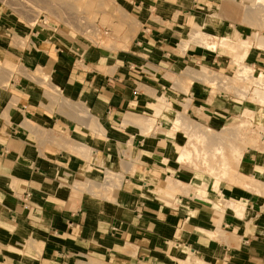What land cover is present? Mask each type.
Returning <instances> with one entry per match:
<instances>
[{
	"label": "crops",
	"instance_id": "0c3cea01",
	"mask_svg": "<svg viewBox=\"0 0 264 264\" xmlns=\"http://www.w3.org/2000/svg\"><path fill=\"white\" fill-rule=\"evenodd\" d=\"M120 1L133 20V31L126 49L117 53L70 46L44 28L27 34V60L34 69H41L48 86L96 117L105 130L103 137L91 133L88 120H81L74 107L61 109L60 99L49 98L26 78L11 80L5 97L0 90V264H64L72 252L105 258L113 264H150L170 257L179 246L207 252L228 264L264 263V241L233 213H225L220 224L231 237L226 243L214 242L196 232L214 225L211 205L177 196V204L170 207L151 194L146 184L149 172L184 182L195 179L172 161L167 141H143L138 138V128L122 127L129 114L150 117L147 104L154 96L165 93L171 100L182 98L171 76L182 80L188 64H207V68L222 72L230 66L203 48L192 46L181 52L188 32L212 8L210 0ZM230 27L229 21H223L219 33L225 34ZM245 63L264 71V54L252 49ZM204 96L197 86L189 90L187 98L193 106L187 115L192 120L218 129L236 118L239 106L232 97L221 96L220 101L208 105ZM13 98L18 103L10 107ZM201 107L208 120L196 117L194 112ZM28 123L36 127L29 129ZM82 138L107 163L116 162L128 141L139 160L147 162L134 176L122 179L123 201L117 208L104 209L91 201L89 193H74L71 183L86 177L87 162L60 148L59 143L77 144ZM159 156L171 163L161 167L157 161H148ZM242 165L254 179L261 175L262 167L254 157L244 155ZM220 196L243 202L250 213L261 199L228 183L219 187V193L208 194L213 200Z\"/></svg>",
	"mask_w": 264,
	"mask_h": 264
},
{
	"label": "rangeland",
	"instance_id": "374dc122",
	"mask_svg": "<svg viewBox=\"0 0 264 264\" xmlns=\"http://www.w3.org/2000/svg\"><path fill=\"white\" fill-rule=\"evenodd\" d=\"M29 1H31V3ZM46 1H48V2L43 3L44 2L43 0H33V1L32 0H0V31H2V32H0V90L2 92V96L5 97L6 93H7L5 90L9 89V87H10L9 84H10L11 80L16 81V82L17 81L20 82V80L22 78H26V79L30 80L32 83L36 84L37 87H40L45 92V95L49 96V98H54L55 100L60 99L61 100L60 105L62 104L61 106H64V108L60 107L61 109L66 111L69 108L74 107L76 109V111L78 112V117L80 115L79 118H81L82 115L79 114V113H81L79 110V108L81 106L79 107L76 104L71 103L68 99H65L64 97H62L61 94L58 93L56 90H55L56 92L54 91V89L49 90L48 88H51V87L48 86L49 84L47 83L45 78L42 76L41 69H39V68L34 69L32 62L27 60L26 56H29V49H28L29 43H26L27 39H28L27 34H30V30L34 29V31H35V29H43L44 28L43 30L48 31L49 35H54V37H56L57 40H59V41L61 40L60 42L66 43L70 46L71 45H76V46L79 45V46H83L84 48L89 46L93 49H99L101 51L103 50V51L107 52L108 54H114L120 50H125L126 49L125 46L129 44L131 37H132L133 20L131 19V17L129 15H127L124 7L122 6L123 3L120 0H46ZM242 1H244V0H236L235 3L234 2L232 3V2L227 1V0H210L208 4L212 8L207 9V11L205 12L206 17L203 20H201L200 23L194 25V27L191 29V31L188 32V37L182 41V44L187 42L190 39V37L193 35L195 30L200 29V28L203 29L205 33L210 34V35L216 34L217 33L216 31H218V33H219L218 29L220 28L222 22L225 20L230 22V25H231L230 30L227 31L225 34L223 33V31H220V33L217 36L218 39H220L221 37H227L232 32H236L238 34L239 39H246L248 37H251V35L253 33L261 34L264 37V30H263L264 26L260 27V30H257V27L255 25L251 26V25H248L249 23H242V22L237 21V20L231 21V20L225 18V17H227V15L225 13L231 14L232 12L237 10L238 9L237 5L240 4L239 2H242ZM42 3H43V5H42ZM48 3H50V4H48ZM47 6H49V7H47ZM43 7H45V8H43ZM32 11L33 12L35 11V12L33 13ZM38 11H39V13H38ZM5 23H6V27H5ZM33 23L34 24L36 23V24L32 25ZM44 23H46V24L44 25ZM222 33H223V35H222ZM214 42L217 43V41H214ZM205 43H207V44L211 43L212 44L213 42H212V40H208V41H205ZM191 45H194V44H189L186 51L189 49V47H192ZM195 47H197V46H195ZM186 51H184L182 49V46H181V52L184 53ZM205 51H207V50H205ZM211 53H215L214 55H218L225 62L229 63L230 66L226 69L225 72L224 71L222 72V71H216V70L211 69V68L210 69L207 68V66H206L207 64H205V65L188 64L186 67V70L183 71V74H184L183 77L184 78L182 80L181 79H175V77L171 76V79H173V82L178 85V88H179L178 90H180L181 93H185L184 95H186L189 93V90L191 89V87L197 86L200 90H202L205 93L204 99L208 105H213V104H215L214 103L215 101L218 102L221 100V96L219 95L220 91L214 92V90H213L215 87H218L217 80L215 79L216 86H211V88H208V85H204V83L202 84V82L201 83L197 82V81L194 82V80L192 81V80L188 79L186 74H187V71L190 69L194 70V71H198L200 69H205L208 72H211L213 75H215V78H216V76H217V78L218 77H232V73L234 71L236 74L240 73L242 70V67L244 65L252 68L254 71L264 73V71H262V70L255 69V68L247 65L245 63V61L244 62L242 61V63H240L239 61L237 62L235 59V55L231 51H227L226 49H223L221 47H218L216 50H214V52H209V55L212 57L213 54H211ZM262 54H264V52ZM5 60H11L13 62V67H12L13 69L12 68L7 69V67H4L3 63L5 62ZM2 68H5L4 71L7 70L6 74ZM8 70H10V71H8ZM238 70H240V71H238ZM254 74H256V72ZM39 78L43 79L44 82L38 81L37 79H39ZM180 78H182V77H180ZM196 78H198V77H196ZM213 78H214V76H213ZM35 81L37 83H35ZM42 83H43V85H42ZM52 90L54 91L55 94H53ZM255 90H256V86H252V88H251L249 94L247 95L246 99H243V100L237 98L231 91H228L227 93H225L228 95V97L229 96L232 97V100L235 101L237 106H239V108H237L238 113L235 115L236 118L233 121L219 127L218 129H213V128H209V127L205 126L212 133L218 134L222 130H225L228 128H234L237 125H240V123H245V125H246V122L244 120H247V122L249 124L246 125L245 128L241 129V132H243L242 133L243 135L242 134L239 135L241 137V139L239 138V136H236V137L230 138L228 140L229 141L235 140L234 142L235 143L237 142V144L240 145L241 141L243 143L244 140L248 141L250 139L249 140L250 142L248 141L246 143V146H249V148L256 147L254 149H251L250 151H248L244 155H245V157H248V158L254 157V159H256L257 163H259V166L262 167V168H260L261 170L259 169L261 172V175H258L255 179V183L257 185H254V184H253V186L250 185L249 181L251 180V182L253 183V180L250 178L249 168L247 166L242 165L243 159L241 160V163L236 168V172L244 176L242 179H240V182H245V183L249 184L251 189H249L248 193H254V194H256L257 191H263L264 192V158L262 159V155H259L260 151L264 152V118H263L264 116H262L260 118V116L256 115L257 116L256 119H253V117L251 116V114L256 113L257 110L260 112H261V110L264 111V107H262V105L260 103H259L260 104V106H259L258 101H256L254 99V97L251 95L252 92H254ZM258 90L260 91V89H258ZM159 96H165L168 100H170V103H171L173 109L174 110L178 109L177 111H181L179 104L185 103L187 100V98H185L184 96L182 98H176L175 100H171L170 95H167L165 93H161L158 96H154V97L156 98ZM16 99L17 98H13L10 101V104H9L10 107H12L14 104L18 103V100H16ZM192 106H193L192 102L190 101V105L187 107V109L186 108H185V110H184V108L182 109V111H181L182 115H184L185 117L186 116L188 117L187 111L190 108H192ZM147 107L149 109L148 113H149L150 117H148V116L142 117V116H137L134 114H129V115L135 116V118H137V120L139 119L140 124H142L143 119H150V120L154 119L155 122L160 123V120H159L160 115L159 114L162 112L161 111L162 107L158 106L156 104L155 100L151 103H148ZM151 108H153V109H151ZM154 110H156V112H154ZM157 112H160L158 114L159 117L156 114ZM154 113L157 117H155V115L153 117ZM194 113H195L196 117L201 118L203 120H208V117L205 116V108L204 107H201L200 109L197 110V112H194ZM261 114H262V112H261ZM242 115H244V116L250 115V118L252 120L246 119L245 117L242 118L241 117ZM188 118H189V120H191V122H193V124H191L188 127L189 129L187 132L189 134L187 133L185 135L184 132H181V131L178 133H175V134L174 133H168L169 124L166 121L161 120V124H163L161 127L165 131L163 133L164 135H161V136L157 135L154 138L153 137L149 138V139L160 138V139H163L164 141L169 142L168 148L170 147L169 151L173 156L172 161H174L175 163L177 162L178 157L175 153L176 150L173 149V147H171L172 141H174L179 146L187 148L188 150L191 151L192 149L195 148L194 145L196 144V143L195 144L192 143L195 140L194 137L199 134V133L192 134L193 130L191 127L195 124H198L199 126L202 125V124L200 125L199 122L192 120V118H190V117H188ZM262 119H263V121H262ZM81 120H84V117H82ZM28 124H29V127H28L29 129H31V128L34 129L36 127V125L34 123H28ZM261 125L263 126V128ZM100 127H102V126L100 125ZM122 132H123V130H122ZM139 135L140 134H138V138L140 137ZM97 136L99 137V135H97ZM185 138H186V140H185ZM238 138L240 141L238 140ZM140 139L143 141L149 140V139H144V138H140ZM83 141H85L84 138H82L81 143H77V144H71L69 142L59 143L60 148H64L71 153L77 154L79 157L82 156L81 158L87 162V168H86V172H85L86 177L80 178V179L77 178L75 180V182L73 181L71 183V184H73V185H71V187L75 191L74 193H77V192L89 193L91 201L95 202V203H100L104 209H106V208H112V209L117 208V205H121V203H119V202L123 201V198H122L121 192H120V185H121L122 179L124 178V176L128 172L127 171L128 166L133 164V166H132L133 171H131V173H129V174H132L137 168L143 167L142 165H145V163L147 164V162L139 160V155L132 148V146L130 148V151L133 154L138 155L137 160L131 161V156L129 154L123 155L124 151L127 154V149L125 148L126 147V145H125L123 147L122 151L120 152V155L118 156L116 162H114V163H106L105 159L100 155L102 160H103V161L101 160L103 162V164L101 163V165H100L101 161H99V164H97L96 162L94 163V160H93L94 156L92 154H90L89 151L87 152L86 149L84 150L83 153H80V154H78V152L76 153L75 151H72L73 148H77V147L81 148L82 145L89 147L87 145V142H83ZM218 141L219 140L215 141L216 146H218ZM223 141H221V142H223ZM256 142H257V144H256ZM129 143L131 144V142H129ZM226 143H228V142H226ZM210 144H212V143H210ZM254 145H256V146H254ZM210 146H212V145H210ZM216 146L213 145V147H216ZM89 149H91V148H89ZM91 150L94 151V154L97 153L99 155V152H96L94 149H91ZM198 152H199L198 158L196 160L194 158L193 161H191L192 163L188 162L185 165L179 164L181 167L186 169V171L192 176L191 178L195 179V180H192V181L187 180L186 182H184V181H179V180H177L171 176H167V177H171L172 178V179L170 178L171 180H176L183 185L184 184L189 185L190 188L185 189L184 190L185 192H183V190H180V189H174V191H170L169 197H168V199H166L167 202L166 201L162 202L159 199L158 200L167 206L175 207L174 204L175 203L177 204V202H178L177 196H182V197H189L191 199L203 202L206 205H211L215 210L214 225L210 228L203 227L200 229L208 230L211 232H215V230L220 231V232L217 231L216 234H214V235H210L209 238H207V237H205V238L211 239L214 242L217 241L220 243H226L227 239L230 238L231 235L229 236L227 234V232H225L223 230H222V232L224 234L222 235L221 229H220L222 217L225 213H227L226 211H224L226 206L224 205V203H222L223 201L219 202L220 198H219V200H217V199L213 200L210 197H208V194L210 193V191H212L214 193H218L219 189H217V190L215 189L216 192L213 191L214 186L212 185V182L214 183V180L208 176V171H207L205 165L199 164L196 167L195 163H199L200 159L203 157L202 156L203 150L200 147H198ZM83 155H86V156H83ZM90 155H91V158H89ZM122 156H123V159L127 165L123 164L120 161ZM260 158H261V160H260ZM162 159L165 161L162 162ZM153 160L157 161L159 163L158 165L161 167L169 165V163H171L169 161L166 162V158L160 157V156H159V158L153 157L152 159H150V158L148 159V161L150 163H152ZM107 167H109V168H107ZM217 173H216V177L220 176L219 172H217ZM164 176H166V175H164ZM107 177L108 178L111 177V180L107 179ZM96 179H99L101 184L98 185L97 182H95ZM227 179H225V181L222 180V182H220L219 185L221 186L223 184H227L229 182V178H227ZM104 181L107 182L108 185H105V183H103V185H102V182H104ZM202 182H206L207 185H204V187H205L204 189H198L201 186H202L201 188H203V185L201 184ZM196 183L200 184L199 187H198V185L196 186ZM195 190H202L203 193L205 194V196L204 197H202L203 195H201V197L198 196L200 193H197ZM157 192H158V189L150 188L151 194L155 195ZM195 193H196V195H195ZM155 197H156V195H155ZM259 197L261 198L259 204L253 207V210L249 215L240 219L234 213L233 214L240 221H245L244 223H245L247 228H250L251 233L256 232V236L258 237V239L264 241V233H263L264 231L262 229L263 227H258L259 219L264 218V214H258L259 212H262V211L264 212V196L259 195ZM229 202L235 203V202H231V201H229ZM179 203L181 204V202H179ZM125 204H126L125 208L129 209V204L128 203H125ZM236 204L241 205L245 209H247L243 202L242 203L236 202ZM182 205L185 207H188V205H185L183 203H182ZM227 211H228V209H227ZM187 212L189 214H191V210H189V211L187 210ZM229 213H231V212L229 211ZM238 224H240V223H238ZM261 231H263V232H261ZM208 236H209V234H208ZM218 236L219 237L221 236V237L219 238ZM184 249H185V247H182V246L176 247L175 251L172 253V255L170 257L166 258L165 260L155 259L150 264H196L197 262H198L197 264H228V263H224L222 261H217V259H219L218 257L213 259L211 257V255L207 254V252L197 253L196 256L198 258V261H196L195 259H191L189 253H184ZM190 252H191V250H190ZM192 252H194V251H192ZM181 256H183V257H181ZM187 258H189L190 260L188 261ZM64 264H113V263L108 262L105 258L100 259V258L93 257L90 255L86 256L83 252H80V253L72 252L71 256L68 259H66ZM239 264H242V263L239 262ZM262 264H264V263H262Z\"/></svg>",
	"mask_w": 264,
	"mask_h": 264
},
{
	"label": "bare ground",
	"instance_id": "6f19581e",
	"mask_svg": "<svg viewBox=\"0 0 264 264\" xmlns=\"http://www.w3.org/2000/svg\"><path fill=\"white\" fill-rule=\"evenodd\" d=\"M43 1H44L43 3L48 2L46 0H43ZM227 1H230L232 3L236 2V0H227ZM29 2L31 3V1H29ZM43 3H42V5H43ZM239 3L240 4L237 5V7H238L237 10H235L231 14L230 13H228V14L225 13L227 15V17H225V18H227V19H229L231 21L237 20V21H240L242 23H249L248 25H251V26L255 25L257 27V30H260V27L264 26V0H244V1L239 2ZM48 4H50V3H48ZM47 7H49V6H47ZM43 8H45V7H43ZM39 11H38V13H39ZM32 25H35V24L33 23ZM0 32H2V31H0ZM216 32H217L216 34L210 35V34L205 33L204 30L201 29V28L197 29V30H195L193 35L190 37V39L187 42H185L184 44H182V49L184 51H186V49L188 48L189 44H194L195 46H197L199 48L201 47V48L207 50V52L208 51L209 52H214V50H216L218 47H221L223 49H226L227 51H231L235 55L236 61L237 62L239 61L240 63H242V61L243 62L246 61L247 56L249 54V52H248L249 50L254 49L255 51H258L260 53L264 52V37L261 34L253 33L251 35V37H248L246 39H239L238 34L236 32H232L227 37H221L220 39H218L217 36H218L219 33H218V31H216ZM208 40H212L213 43L212 44L211 43L210 44L205 43V41H208ZM214 41H217V43H215ZM194 45H191V46L195 47ZM3 64H4V67H7V69L8 68L11 69L13 67V62L11 60H5V62ZM2 69H3V71L5 70V68H2ZM6 71H4L5 74H6ZM8 71H10V70H8ZM238 71H240V70H238ZM255 72H256V74H254ZM186 76L188 77L189 80H192V81L194 80V82L197 81V82H200V83L202 82V84L204 83V85H208V88H211V86H216V84H215V79H216L218 87H215L213 89L214 92L215 91L216 92L220 91L219 95L222 96L221 92L222 93H227L228 91H231L237 98H239L241 100L246 99V97L249 94L252 86H256V90L254 92H252L251 95L254 97V99L256 101H258V104L260 103L262 105V107H264V73L263 72L254 71L252 68H250V67H248L246 65H244L242 67V70H241L240 73L236 74L235 71H234L232 73V77H218L217 78V76H216V78H215V75H213L211 72H208L205 69H200L198 71H194V70L190 69V70L187 71ZM213 76H214V78H213ZM196 77H198V78H196ZM35 83H37V82L35 81ZM42 85H43V83H42ZM48 89L51 90L52 87L48 88ZM258 89H260V91ZM54 91L52 90L53 94H55ZM184 94L185 93H183V95ZM187 95L188 94L184 95V97L187 98ZM190 101L191 100L189 98H187L185 103H180L179 104V106L181 108V111H182L183 108H184V110H185V108L187 109V107L190 105ZM155 102H156V104L158 106L162 107V110H161L162 114L160 112L156 113L157 116L160 113L159 114L160 115V119H159L160 123L155 122L154 119L153 120L143 119L142 124H140V120L139 119L137 120V118H135V116H133V115H129L128 116L127 115V117H125V119L123 121V124H122L123 129H127V128H130V127H135V128L137 127L139 129V133L138 134H140L139 136L141 138H144V139H149L151 137L154 138L157 135H159V136L164 135L163 133L165 131L161 127V120L162 121L164 120V121H166L169 124L168 133H174L175 134V133H178V132L181 131V132H184V134L186 135L188 133L187 132L188 129H189L188 127L191 124H193V122H191V120H189V118H188L189 116L185 117L184 115H182L181 111H177L178 109L174 110L172 105H171V103H170V100H168L165 96L156 97L155 98ZM260 104H259V106H260ZM151 109H153V108H151ZM80 112L81 113H79V114L82 115L81 118L84 117L85 119L88 120V124L87 125H88V128H89V130L91 131V133L93 135L95 134V135H99V136L103 137L106 134L105 130L102 127H100V124L98 123V121H97L95 116L88 115L86 113L85 109H83V107L80 108ZM154 112H156V110H154ZM259 112L260 111L257 110L256 113L251 114L253 119H256L257 116H260V118L262 116H264V111L263 110H261L262 114H261V112L260 113ZM154 115H155V113L153 114V117H154ZM157 116L155 115V117H157ZM79 117H80V115H79ZM241 117L242 118L245 117L246 119L252 120L250 118V115H247V116L242 115ZM244 121L246 122V125L249 124L247 122V120H244ZM262 121H263V119H262ZM246 125H245V123H240V125H237L234 128H228V129L222 130L218 134L212 133L208 128H206L203 125H201L202 127L199 126L198 124L193 125L191 127L192 130H193L192 134L199 133L198 135H196L194 137L195 140L192 142L194 144L195 143L197 144V145L196 144L194 145V147H195L194 149H192L190 151L187 148L179 146L174 141H172V147H173V149L176 150L175 153H176V155L178 157L177 158V163L180 164V165H185L186 163L193 161L194 158L196 160L198 158V154H199L198 147H200L203 150V152H202V156L203 157L200 159L199 163H195V165H196V167L199 164L206 166V169L208 171V176L214 180V183L212 182V185L214 186V190L213 191H215V189L217 190V189H219V187H221L219 185V183L222 182V180L225 181V179L229 178V182H228L229 185L234 186L237 189L239 188V189H242L243 191L249 192V189H251L249 184H247L245 182H240V179H242L244 176L239 174V173H237L236 172V168L241 163V160L243 159L244 154L247 153L248 151H250L251 149L256 148V147L249 148V146H246V143L250 139L248 141L244 140V142L246 141L245 143L244 142L242 143V141H241L240 145L237 144V142L235 143L234 142L235 140L234 141H229L228 140L230 138H233V137L241 135L243 133V132H241V129L245 128ZM262 128H263V126H262ZM239 138L241 139L240 136H239ZM239 138H238V140H239ZM185 140H186V138H185ZM217 140H219L218 141V146H216V142H215ZM221 141H223V142H221ZM129 142L126 144V147H125L127 149V154L124 151L123 155H128L129 154L131 156V161H135V160H137L138 155H135V154H133L130 151L131 144ZM226 142H228V143H226ZM210 143H212V144H210ZM256 144H257V142H256ZM210 145H212V146H210ZM213 145H215L216 147H213ZM254 146H256V145H254ZM89 148L90 147L82 145L81 148H79V147L73 148L72 151H75L76 153L78 152V154H80V153H83L84 150L86 149L87 152L89 151V153L94 156L93 157L94 158L93 159L94 163L96 162L97 164H99V161L102 160V158L100 156V153H99V155L97 153L94 154V151H92ZM259 155H262V159L264 158V152L260 151ZM83 156H86V155H83ZM89 158H91V155H90ZM260 160H261V158H260ZM102 161L100 162V165H101V163L103 164ZM120 161L123 164L127 165L125 163L124 159H123V156L120 159ZM164 161L165 160L162 159V162H164ZM166 162H167V160H166ZM132 166H133V164L128 166V170H127L128 172L126 173V176L127 175H132V176L135 175L136 171H134L132 174H129V173H131V171H133L132 170L133 169ZM107 168H109V167H107ZM217 172H219V174H220V176H218L219 178L216 177V173ZM148 177H149V179H148V182L146 184H148L150 188L158 189V192L155 195H156V198L159 199L162 202L163 201L167 202L166 199H168L170 191H174V189H180V190H183V192H185L184 191L185 189H189L190 188L189 185H185V184L183 185V184H181L180 182H178L176 180H171L172 179L171 177H167V176H164V175L160 177V176H156L153 173L149 172L148 173ZM250 178L253 180V183L251 182V180L249 181L250 185H252V186H253V184L257 185L255 183V179H253V177L251 175H250ZM107 179L111 180V177L110 178L107 177ZM95 182H97L98 185L101 184L99 179H96ZM103 183H105V185H108V183L105 182V181L102 182V185H103ZM201 184L203 185V188H201L202 186L199 187L200 184L196 183V186L198 185V187H199L198 189H204L205 188L204 185H207L206 182H202ZM195 191L197 193H200L198 196H200V197H201V195H203L202 197L205 196V194L203 193L202 190H195ZM256 194L257 195L259 194L260 196H264V192L263 191H257ZM195 195H196V193H195ZM220 201H223L222 203H224V205L228 209V211H227V209L225 208L224 211H226V212L230 211L231 213H234L236 216H238V218H240V219L250 214V211L248 212L247 209H245L241 205L236 204V202L235 203H230L229 201L223 200L221 198V196H220L219 202ZM258 227H263L262 229L264 231V218H260L259 219ZM217 231L218 230H215V232H211V231L203 230V229H200V228L196 229L197 233H199L203 237H207V238H209L210 235L216 234ZM263 231H261V232H263ZM218 232H220V231H218ZM208 234H209V236H208ZM221 234L222 235L224 234L222 232V230H221ZM184 253H189L191 259H195L196 261H198V258L196 256L197 255L196 252L195 253L192 252V251L190 252L189 249L185 248L184 249ZM181 257H183V256H181ZM187 259H188V261L190 260L189 258H187Z\"/></svg>",
	"mask_w": 264,
	"mask_h": 264
},
{
	"label": "built area",
	"instance_id": "2783aa9c",
	"mask_svg": "<svg viewBox=\"0 0 264 264\" xmlns=\"http://www.w3.org/2000/svg\"><path fill=\"white\" fill-rule=\"evenodd\" d=\"M35 24H36V23H35ZM45 24H46V23H44V25H45ZM221 95H222V96H228L227 94L222 93V92H221Z\"/></svg>",
	"mask_w": 264,
	"mask_h": 264
}]
</instances>
